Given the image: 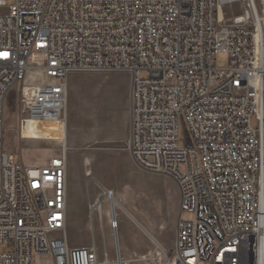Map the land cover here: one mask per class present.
<instances>
[{"label":"built area","instance_id":"2783aa9c","mask_svg":"<svg viewBox=\"0 0 264 264\" xmlns=\"http://www.w3.org/2000/svg\"><path fill=\"white\" fill-rule=\"evenodd\" d=\"M235 2L244 13L221 19V6ZM0 10V264H33L34 253L52 264H100L94 215L102 229L106 216L119 228L116 193L98 184L89 203L94 243L70 246L66 152L27 166L5 148L12 91L26 149L30 127L68 122L69 77L80 70L130 74V154L180 191L166 251L174 264H264L261 0H0ZM219 53L227 68L216 67Z\"/></svg>","mask_w":264,"mask_h":264},{"label":"rangeland","instance_id":"374dc122","mask_svg":"<svg viewBox=\"0 0 264 264\" xmlns=\"http://www.w3.org/2000/svg\"><path fill=\"white\" fill-rule=\"evenodd\" d=\"M7 2L8 5L15 4V0ZM222 11L228 22L244 13L240 2L225 4ZM215 64L218 69L227 68L228 54H217ZM142 76L148 77V73L143 72ZM130 84V74L124 70H80L71 73L68 122L38 123L36 127H30L23 138L26 149L19 146V89L15 88L5 105V148L13 154L15 162L20 161L27 166L46 164L51 158L66 152L69 197L67 237L70 246L90 247L94 243L89 203L98 191L97 185L101 184L114 190L124 207L118 208V235L124 262L172 264L171 253L166 251L175 246L179 214L175 215L174 209L180 191L172 177L140 169L130 154ZM179 136L180 146L187 147L189 131L185 122L180 124ZM94 217L100 261H105L106 250L110 260L114 261L116 245L108 217L105 218L104 229L97 213ZM188 218L187 214L183 215V219ZM160 224L165 226L162 237L169 240L165 241V254L158 258L154 251V262L140 259L142 255L151 257L149 252L140 253L151 241L140 225L156 235L150 227ZM33 264H52V261L47 256L34 253Z\"/></svg>","mask_w":264,"mask_h":264},{"label":"crops","instance_id":"0c3cea01","mask_svg":"<svg viewBox=\"0 0 264 264\" xmlns=\"http://www.w3.org/2000/svg\"><path fill=\"white\" fill-rule=\"evenodd\" d=\"M68 194V193H67ZM68 195H67V201H68ZM118 198V197H117ZM68 209H69V203H68ZM180 210V197L177 199L176 208L174 209L175 215L179 214ZM174 222H176V218H174ZM164 225H159L158 227L151 226L150 228L155 232L156 235L151 233L148 229L140 225V228L150 237L151 241L146 243L145 248L140 253H147V252H154L157 249V246L162 247L163 249H167L166 242L169 241L167 239L164 240V238L161 235L162 228H164ZM106 235V234H105ZM113 236V232H112ZM114 239V237H113ZM119 239V235H118ZM115 243V241H114ZM120 246V243H119ZM107 251V250H106ZM108 252V251H107ZM121 253V252H120ZM110 259V258H109ZM115 260V259H114Z\"/></svg>","mask_w":264,"mask_h":264},{"label":"bare ground","instance_id":"6f19581e","mask_svg":"<svg viewBox=\"0 0 264 264\" xmlns=\"http://www.w3.org/2000/svg\"><path fill=\"white\" fill-rule=\"evenodd\" d=\"M254 1H255V0H254ZM261 1H262L263 4H264V0H261ZM223 17H224V14H223V11H222V6H221V8H220V18L222 19ZM32 67H34V66L31 64V68H30L31 71L34 70V68H32ZM63 122H64V121H63ZM51 123H62V122H61V121H58V122L52 121ZM88 175H90V173H88ZM117 200H118V205L116 206V212H115L116 215L118 214V210H117V208H120V207H121V209L124 208V207H122L120 200H119L118 198H117ZM105 211H106V213H107L108 215H109V213H111V211L109 212V208H107ZM112 232H113V237H114V241H115V245H116V254H117V255L119 254V258H118V259H115L114 261H112V260L109 259V257H106L104 262H101V261H100V264H126V263L124 262V260H123V257H122V255H121V253H120V246H119V239H118V229L115 230V231L112 230ZM95 247L97 248V246H95ZM106 252H107V251H106ZM155 252H156V255H157L158 258L161 256L162 253L165 254V250L159 248V246H157V249L155 250ZM149 253H150V255H151V258H148L147 255L139 256V258H140V259H143V260H151V261H153V259H152V257H153V252H149ZM169 258H170V257H169ZM170 259L172 260V264H174L173 259H172V258H170ZM153 262H154V261H153Z\"/></svg>","mask_w":264,"mask_h":264}]
</instances>
